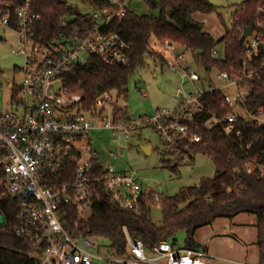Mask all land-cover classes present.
Instances as JSON below:
<instances>
[{"label": "built area", "instance_id": "1", "mask_svg": "<svg viewBox=\"0 0 264 264\" xmlns=\"http://www.w3.org/2000/svg\"><path fill=\"white\" fill-rule=\"evenodd\" d=\"M118 9L106 12L104 22L88 32L70 47H63L58 54L34 48L30 36L37 21L31 12V2L26 0L14 13L15 26L21 46L15 55L25 57L21 70L24 81L19 88L18 106L21 112L0 115V209L6 224L9 217L1 206L11 196L17 200L15 225L10 231L25 241L31 255L41 264H209L211 256L203 249L181 248L177 241H164L148 250L142 241L131 239L123 228L126 239L125 255L119 256L99 240L83 236L76 230L80 221H86L95 184H103L113 204L135 217L144 214L151 204L160 206V195L145 190L136 171H119L117 165L103 166V174L96 175L92 167L95 150L94 133L111 134L115 150L107 155L113 161L121 159L122 140L127 142L132 133L144 125L152 127L166 147L179 148L202 141V127L218 129L227 139L234 138L243 150V169L248 175L258 173L264 178V164L258 155L250 154L251 145L243 147L239 120L264 128V110L256 113L247 110L246 102L254 88L251 80L259 70H264V0H261L253 17L254 26L244 39L245 58L242 66L228 72L217 71L220 85H201L202 78L194 66L190 52H179L173 44L165 42L171 61L166 66L180 75L181 88L177 91L178 105L169 110H158L151 117L136 120L129 112H122L113 100V93H106L95 101V115H79L76 105L83 100L80 94L69 95L63 76L83 66L90 56L109 67L129 64L130 46L113 32L102 29L117 18L122 19L127 10V0H115ZM7 8L11 3L0 1ZM98 20V16L94 15ZM3 27H12L8 15L0 18ZM244 29L240 30L242 38ZM214 60L221 61L215 50ZM210 74V72H206ZM59 87H56V84ZM189 85L191 91L183 89ZM219 92L222 94V111L218 116L209 111L203 100ZM74 108V110H71ZM208 118L202 121V116ZM115 138H118L116 141ZM97 153V152H96ZM96 155V154H95ZM99 161L102 158L97 154ZM67 162L73 164V181L63 184L48 183L61 174ZM77 209L78 221L73 232L61 222V208Z\"/></svg>", "mask_w": 264, "mask_h": 264}, {"label": "trees", "instance_id": "2", "mask_svg": "<svg viewBox=\"0 0 264 264\" xmlns=\"http://www.w3.org/2000/svg\"><path fill=\"white\" fill-rule=\"evenodd\" d=\"M11 3V7L0 3V18L8 15L15 26L14 13L23 6L26 0H0ZM96 11L112 12L118 6L110 0H85ZM151 15L139 16L127 8L122 19H113L102 29L103 33L113 32L130 46L129 64L127 66L109 67L96 57L90 56L83 66L63 76V83L68 94H80L82 102L75 106L79 115H95V101L106 93H117L127 100L128 81L137 69L141 68L150 53V41L154 38L160 44L168 42L182 51L190 52L194 60L205 72L212 70L228 72L238 70L245 58L244 39L239 33L244 28L254 26L253 17L261 0H246L236 7L232 18L233 27L226 31L221 41L216 42L205 33L201 24L194 21L195 14H211L216 8L208 0H141ZM31 12L37 21L32 29L30 39L33 47L49 53L58 54L63 47H70L76 40L100 25L94 16L81 15L64 0H30ZM156 14V15H154ZM224 45V59L214 60L213 52ZM196 52H202L197 56ZM161 63L164 60L160 57ZM254 91L250 94L246 107L251 113L264 110V70H259L250 82ZM14 85L13 88L14 89ZM18 98V97H17ZM16 93L13 102L17 100ZM222 94L215 92L203 100L204 105L218 116H225L221 110ZM71 110H74L72 108ZM128 112L127 108L120 109ZM208 118L202 116V121ZM236 127L241 131L242 145H251L250 154L258 155L259 163L264 164V128L254 123L239 120ZM202 141L195 145H182L169 148V153L192 151L211 159L216 176L202 179L195 187L181 189L173 197H160L162 221L159 226L150 219V210L155 204L145 208L144 214L135 217L118 209L106 193L103 184H95L96 193L92 199L90 216L80 221L77 232L83 236L99 240L105 247L117 255H125L126 239L123 228L136 241H142L146 249L164 241H177V234L185 232L186 248L200 249L195 241L196 232L211 226L218 219L232 220L238 215H252L256 219V246L259 253V264H264V178L258 173L248 175L243 169V150L237 146L234 135L227 139L218 129L208 130L202 127ZM96 154V155H95ZM92 167L96 175L103 174V164L95 152ZM73 181V164L67 162L59 176L48 184H63ZM1 206L9 223L0 226V264H41L39 258L31 255L30 248L22 239L10 231L15 225L18 211L17 200L7 197ZM78 213L73 206L61 208L63 227L73 232Z\"/></svg>", "mask_w": 264, "mask_h": 264}, {"label": "rangeland", "instance_id": "3", "mask_svg": "<svg viewBox=\"0 0 264 264\" xmlns=\"http://www.w3.org/2000/svg\"><path fill=\"white\" fill-rule=\"evenodd\" d=\"M64 1L75 8L81 15H97L99 25H102L106 18L103 12L96 11L85 0ZM110 1L116 3L115 0ZM208 1L216 8V11L206 15L195 14L193 19L202 25L205 33L209 34L216 42H219L226 31L233 27L232 15L236 7L242 5L246 0ZM127 8L139 16L152 14L141 0H127ZM19 38L20 36L16 30L3 27L0 20V115L11 112L16 113L17 111L21 112L18 109L19 88L22 87L24 81V74L21 70L25 66V57L13 53L21 46ZM149 51L154 55L146 57L144 65L137 69L128 81L126 102L117 93L112 94L117 108H127L136 120H140L143 117H151L158 110L173 109L180 101L176 97L177 91L181 88L180 75L168 68L166 64L163 65L159 57H157L160 56L164 62L171 61L166 47L152 38ZM178 51L181 52L182 49H178ZM216 51L222 57L224 55V45L220 44ZM194 66L202 78L201 85L207 83L220 85V82L216 79L218 75L216 70L206 74L196 61ZM11 84L14 85V89L10 88ZM183 90L189 92L191 87L187 85ZM15 93L16 98H18L13 102ZM94 135L99 140L95 145L93 143V146L97 148L95 151L97 152L98 150L99 155H102L104 167L109 164H115L119 171H136L142 179L144 189L152 190L159 194L160 197H173L181 189L198 186L202 179H212L216 176L215 167L210 158L203 155H195L190 150H185L183 154L169 153L159 135L148 125H144L132 133L127 142L122 140L121 159L118 161H113L107 155L109 150L113 151L117 147V144L112 143L111 134L105 131H98ZM115 139L118 141V138ZM145 146L151 147L150 153L142 151L141 147ZM86 216L89 217L90 212H87ZM150 219L157 226L161 224L162 216L159 207L153 206L151 208ZM255 220L252 215L241 214L235 222L248 224L249 221ZM219 222L225 221L220 220ZM4 225H6V220L0 209V226ZM252 230L248 229L245 231L249 240L252 237ZM176 238L181 248L186 247L185 232H179ZM228 261H230V257ZM44 264L50 263L45 262Z\"/></svg>", "mask_w": 264, "mask_h": 264}, {"label": "crops", "instance_id": "4", "mask_svg": "<svg viewBox=\"0 0 264 264\" xmlns=\"http://www.w3.org/2000/svg\"><path fill=\"white\" fill-rule=\"evenodd\" d=\"M113 4L116 5V3ZM98 140L99 138L95 135L92 146ZM93 148L94 150L97 149L94 146ZM99 156L101 157L102 155L100 154ZM240 216L238 215L232 220L218 219L211 226L196 232L194 241L200 249L207 251L211 256L210 264H228V262L229 264H259V253L256 246V220L249 221L248 224L236 223L235 221ZM220 220L225 222L220 223ZM248 229H253L250 240L245 234ZM229 257L230 261H228Z\"/></svg>", "mask_w": 264, "mask_h": 264}, {"label": "water", "instance_id": "5", "mask_svg": "<svg viewBox=\"0 0 264 264\" xmlns=\"http://www.w3.org/2000/svg\"><path fill=\"white\" fill-rule=\"evenodd\" d=\"M251 33V28H245L244 30V36L243 39H245L246 37H248ZM197 56L202 55V52H196ZM56 87H59V84H56ZM10 88H13V84L10 85ZM142 151H144L145 153H150L151 152V147L149 146H145V147H141Z\"/></svg>", "mask_w": 264, "mask_h": 264}]
</instances>
